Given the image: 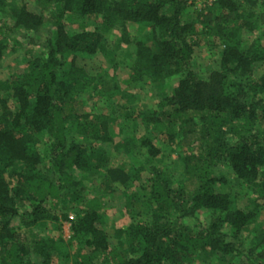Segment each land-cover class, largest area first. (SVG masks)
I'll list each match as a JSON object with an SVG mask.
<instances>
[{"label": "trees", "instance_id": "16d2710c", "mask_svg": "<svg viewBox=\"0 0 264 264\" xmlns=\"http://www.w3.org/2000/svg\"><path fill=\"white\" fill-rule=\"evenodd\" d=\"M263 37L264 0H0V75L24 64L0 97V264H264V199L237 200L240 183L264 197ZM201 43L216 54L208 72L193 60ZM127 46L126 83H150L157 101L133 118L131 91H103L87 65ZM83 94L104 103L86 109ZM115 102L133 121H113ZM137 118L144 134L120 137ZM172 153L176 180L161 169ZM110 210L128 221L108 234ZM46 221L56 233L37 232Z\"/></svg>", "mask_w": 264, "mask_h": 264}, {"label": "rangeland", "instance_id": "374dc122", "mask_svg": "<svg viewBox=\"0 0 264 264\" xmlns=\"http://www.w3.org/2000/svg\"><path fill=\"white\" fill-rule=\"evenodd\" d=\"M212 0H188V4H190V7L192 8H202L204 7L206 4L208 5ZM16 3V0H15ZM92 26H94V24L92 23ZM129 29L133 34H138L140 32H142V29L138 26L135 25H129ZM118 32L116 30H112L108 33V46L111 48L113 47L114 43H115V37L117 36ZM27 40H23V44L26 42ZM261 42L264 44V37L261 39ZM28 46L31 47L30 44H27ZM33 49L38 50L39 45L35 44L33 45ZM132 49L131 47L129 48L127 47H120L118 48V50L116 51L115 56H103V55H97L91 59L87 60V65H88V70L90 75H92L94 78V83L96 81V83L98 84V88L102 89L103 91L106 89H113L115 84H118L119 89L124 90V91H131V93L134 96V100H133V116L129 117V118H133L135 113H137V110H145L147 108H155L156 106V99L154 97L155 94V90L153 89V87L151 86L150 83H146V84H141V83H130L127 84L126 79L128 78V75L130 74V70L128 68V66L131 64V60H132ZM215 59H216V54H215V50H209L208 47L206 45H204V43H201V45L199 47H196L195 52L193 54V60L195 61L196 66L202 71L208 72L206 70L210 69L207 67H212L215 63ZM23 62L19 61V64H11L9 66H5L2 68V72L0 75V97H10L11 95V89L13 84L16 82L15 80H17L19 77H21L24 66H23ZM199 70V71H200ZM176 76H170L165 80V89L166 91H169L170 88L173 86L174 82L176 81ZM86 94V93H85ZM85 94L82 95V98L84 99V101H86V106L85 108L88 109L90 105L94 106V107H100L104 102V98H91V97H87L84 96ZM8 97V98H9ZM110 112H112L113 114V121L117 122V123H125L127 121L131 122L133 120L129 119L126 120V118L124 117L125 112L124 109L122 108V106H120V104L118 102H115L114 105L111 106L110 110H108ZM136 116V115H135ZM137 124H136V129H134V126L132 124L127 125V126H123L122 128H120L119 130V134L120 137H125V136H129V135H133L136 138H139L140 136H142L145 132V129L143 127V125L140 123L139 119L137 118ZM119 126H116V128ZM143 149H141L140 151L136 152V159H134L136 162H142L143 160V154L142 151ZM117 157V159H116ZM115 157V161L116 162H122V161H126V157L125 156H116ZM175 159V154L172 153L170 158L167 160V162L165 161L163 166L161 167V169H169L171 171V175L172 178L174 180H176L178 178V174L180 173L181 170V166L180 165H175L173 166V162L172 160ZM215 171L217 173H224L226 176L229 177L230 180H232V182L234 184H238V182L234 179V176L232 175V173H230V171L228 170V168L226 167V164L224 162H220L217 163L214 167ZM150 174L147 171H144L143 173V177L147 178L149 177ZM100 182V181H99ZM98 180L96 181H91V182H86V191H93V189L95 188V185H99ZM240 187H237V191H238V199L240 201V203L245 204L248 207H253L256 203L261 205L262 200L264 199V197L261 196V194H259L257 191H253V189L251 188V190L246 189L245 188V184L244 183H240ZM264 201V200H263ZM64 203H53L50 204L51 209L56 212L57 214L62 213L65 209L63 208ZM134 206H137V202H133ZM264 206V204L262 203L261 207ZM263 209V208H262ZM68 210V217L72 218L75 215L74 210H72L71 208H67ZM260 218L262 219V221H264V209L262 211V214L260 216ZM128 218L127 216H124L123 212L121 211H116V212H112V210L109 211V215L105 218V223H104V227L106 228L108 234L112 233V227L115 223H124L127 222ZM60 223V229H61V235L62 237L67 240L71 234V230H70V221L68 219H61L59 221ZM262 223V227L264 228V222ZM251 227H253V224L251 225ZM40 231L37 230V232L42 233L44 235H51L56 233V229H54L52 227V224L48 221L43 222L40 225ZM250 231V232H249ZM248 232V240H250V238L253 237V228H251V230H249ZM253 242V240H251ZM206 255H201L200 257L196 258L194 261V264H211L208 261H210L209 259L206 260L205 259ZM212 264H217L212 262Z\"/></svg>", "mask_w": 264, "mask_h": 264}]
</instances>
